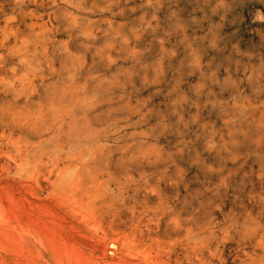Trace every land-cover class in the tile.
<instances>
[{"label": "rangeland", "instance_id": "1", "mask_svg": "<svg viewBox=\"0 0 264 264\" xmlns=\"http://www.w3.org/2000/svg\"><path fill=\"white\" fill-rule=\"evenodd\" d=\"M0 264H264V0H0Z\"/></svg>", "mask_w": 264, "mask_h": 264}]
</instances>
